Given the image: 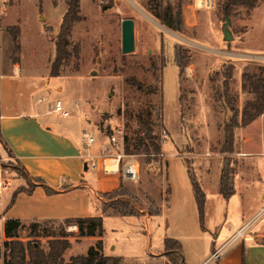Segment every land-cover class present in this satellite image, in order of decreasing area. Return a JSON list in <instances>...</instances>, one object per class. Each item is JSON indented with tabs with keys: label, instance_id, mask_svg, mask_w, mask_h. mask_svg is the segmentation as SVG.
Wrapping results in <instances>:
<instances>
[{
	"label": "rangeland",
	"instance_id": "rangeland-1",
	"mask_svg": "<svg viewBox=\"0 0 264 264\" xmlns=\"http://www.w3.org/2000/svg\"><path fill=\"white\" fill-rule=\"evenodd\" d=\"M156 1L162 3V14L157 12L161 16L171 18L174 15V19L179 16L181 23L178 30L172 29L161 16L155 15L148 6L149 0H80L82 19L73 24L69 36L71 43L79 45L78 58L71 57L60 68L61 74L50 77L48 84L46 78L49 77L50 62L55 52L53 39L59 30L65 1L2 0L0 3V17L3 14L0 24L4 22L19 27L20 48L14 54L16 56L18 53L21 68V74L17 77L8 68L4 51L0 52L1 99L24 98L32 101L44 95L47 99L42 105L47 107L48 102L51 104L56 97H60L58 99L68 105L65 108L69 115L65 119L73 121L74 117H79L81 121L76 122L77 132H81L83 139L86 138L84 134L94 138L89 143L90 149L102 140L108 150H105V156L123 152L125 144H129L134 152L140 117L149 120L153 132L160 138L161 155L148 157L145 153H135L139 178L137 181L123 180V184L138 198L135 203L137 209H141L138 219L105 215L108 217L104 226V240L107 248L112 244L115 246L114 252L124 256L125 260L121 258L120 264H164L175 256L166 255L164 249L157 251L165 223L172 228L171 232L176 229L186 235V253L195 260L200 256L199 246L208 252L213 245L216 248L224 240V214L232 216L236 212L240 192L233 195L227 204L213 186L202 187L206 199H209L204 223L207 230H204L199 225L196 208L191 211L181 202L182 199H194L185 171V160H193L198 181L202 175L208 177L210 182L214 181L216 166L219 165L218 150L224 118L213 98L217 83L212 79L214 72L223 65L233 64L230 94L235 95V104L241 109L246 101L254 97L250 76L257 75L259 67L264 64V0H257L253 8L240 3L232 4L229 10L226 9L225 0H214L212 9L200 7L195 0ZM110 3L109 8H101ZM225 10L230 20L227 27L231 33L230 40H225L222 33ZM125 18L134 21V49L130 52H124L121 44V21ZM179 19L176 22L179 23ZM176 48H181L185 57L188 56V64L180 79ZM132 80L150 84L155 89L161 87L162 92L139 89ZM49 116L61 118L56 114ZM263 122L264 116L251 122L246 129L254 132ZM113 134L121 138L122 144L112 143L109 137ZM98 151L95 149V152ZM239 152L232 157L237 159L238 166H242L238 162ZM0 159L10 165L16 174L17 179L10 189L12 191L22 182L18 178H23V175L17 169V161L3 146ZM245 173L248 174L242 180V188L246 187L247 192L245 199H254V167L248 168ZM247 178L250 181L248 184L245 183ZM83 192L48 201L17 199L13 210L7 211L6 215L17 212L20 216L28 217L38 214L41 207L60 205L66 208V214L82 216L91 212L93 201L89 199H95ZM102 193H97L101 201L115 199ZM122 199L128 200L116 197V200ZM167 199L174 201L166 216L159 220L161 223L158 226L155 222L158 218L154 219L149 211L162 210ZM175 207L183 208L179 213ZM257 216L231 248L242 241L246 243L258 225L264 222V209ZM55 221V227L60 225L69 234L70 247L73 248L71 253L85 254L86 243H80L82 240L77 239L75 226H65L63 219ZM30 222H25L19 229L18 235L23 241L33 239L29 237ZM214 235L217 239L212 243L210 240ZM1 238L0 223V245ZM37 239L40 246L47 250L48 238L40 236ZM2 252L1 246L0 254Z\"/></svg>",
	"mask_w": 264,
	"mask_h": 264
},
{
	"label": "crops",
	"instance_id": "crops-1",
	"mask_svg": "<svg viewBox=\"0 0 264 264\" xmlns=\"http://www.w3.org/2000/svg\"><path fill=\"white\" fill-rule=\"evenodd\" d=\"M2 15L0 17L1 20ZM7 26L9 25L4 22L0 24V52L4 51L6 63L7 66H9L8 68L12 69L13 74L19 77L21 74V68L18 53L16 55L17 60H12L11 55L13 53V43L10 35L5 30V27ZM50 77L51 76L46 78L48 81L47 84L49 83ZM46 99L47 96L43 95L41 98L32 101L24 98H15L4 101L1 99L0 86V151L2 145L5 144L24 173L23 178H18L22 182L16 185L8 195L9 206L7 211L9 212V210H13L17 199L37 198L42 201H48L51 199H64L71 197L72 194L76 192L84 191L83 193H87L95 199H89L90 201H93L91 204V212L82 216L97 215L100 213V205L102 202L100 198H98L97 193L109 191L117 187L121 175L117 174L119 172H105L103 170V157L107 154L104 153L105 150H107V147H104L105 144L102 140L95 148L90 149V144H85V139H83L81 132H77L76 122L81 121L79 117H74L73 121H67L65 117L49 112L50 103L48 102L47 107L42 105ZM63 105H65L64 108L68 106L64 102ZM52 114L59 115L61 118H52L49 116ZM262 116H264V113L256 119H260ZM247 126L241 128V138L238 149L240 150V160L238 162L239 164L242 163V166L239 165L237 167L234 177L236 191L233 195L240 192L241 199H237V209L232 216H227L226 213L224 214V240L216 248L213 245L208 252L205 248L199 246L198 253L200 256L198 260H195L191 258V254H188V252L186 253L184 245L186 235L176 229L171 232L172 228H168V223H165L166 228L164 227V230L161 233L162 242L157 251L161 250L162 252L164 249L163 239L165 237H170L177 239L181 243L183 264H202L211 256L215 249L224 244H226V247L221 252L220 256L210 264H242L243 262H245V264H264V222L258 225L246 243L242 241L231 248L232 245L243 236V231H241V235L239 236H235V232L242 226L244 227L243 230L250 226L258 217L257 214L264 209V204H261L264 201V122L258 125L254 132L247 130ZM95 149L98 152H95ZM100 150L103 151L100 152ZM106 152H108V150ZM92 164L94 166H92ZM89 166L91 169H89ZM253 167L254 181L256 182V185L254 186V199H245L247 192H245L246 187L244 189L242 188V180L244 177H248V174L246 175L245 171L248 168ZM218 173L219 165L216 166L213 182H210L209 178L206 176H200L202 187L204 188L205 185H210L217 189L218 192ZM186 175L188 177L187 171ZM38 179L44 181V183H41ZM28 181L34 185L31 192H18L14 198V203L12 202L13 204H10L14 190L20 186L27 187ZM245 183H250L248 178L245 179ZM44 186L56 190V193L46 194ZM230 198L225 199L227 204L232 200ZM216 200L219 201V199ZM173 201V199H167L166 205L163 206L161 214L154 216V219L158 218V220L155 221L158 226L161 223L159 220L166 216L165 214L170 210V205ZM208 201L209 199H205L204 220L202 225L199 222V225L202 226L204 230H207L204 223ZM181 202L184 203V205H187L191 211L196 208L198 214L195 198L182 199ZM183 207H175V209L180 213ZM65 210L66 208L64 206L50 205L45 206L44 208L41 207L38 214H32V216H20L17 212H14L11 215H7V218H18L21 223L24 224L27 221L34 220H61L68 217H79L76 216L77 214H66L64 212ZM107 217L108 216H103L104 230L101 236H83L77 237V239L82 240L80 243H86L84 248L86 251L89 246L94 245L97 240L101 239L103 254L118 256L122 258V260H125L124 256L114 252V245L111 244L109 248H107V244L104 240V226ZM131 217L137 218L136 216ZM141 217L142 216L139 218ZM3 226L4 223H1L2 238L0 247L6 239ZM75 228L77 230L76 226ZM216 235L211 238L210 241L212 243L216 242ZM70 237L74 236L70 235ZM106 248L109 251H107ZM71 250H73L72 247L66 249L63 257L69 258L70 256L76 255L71 253ZM83 252L84 251H80V253ZM154 252L155 251H151V253ZM152 259H156V257H153ZM0 260L1 264H3L1 258Z\"/></svg>",
	"mask_w": 264,
	"mask_h": 264
},
{
	"label": "trees",
	"instance_id": "trees-1",
	"mask_svg": "<svg viewBox=\"0 0 264 264\" xmlns=\"http://www.w3.org/2000/svg\"><path fill=\"white\" fill-rule=\"evenodd\" d=\"M66 9L62 15V19L59 25L58 33L55 35L54 41V58L50 63L49 76L55 77L61 74L60 68L71 57H77L79 53V45L71 43L69 38L72 26L74 23L82 19L80 14V0H64ZM245 4L251 8L257 5V0H225L226 9L229 10L232 4ZM110 4L102 5L103 10L109 8ZM150 9L162 14L161 1L149 0ZM152 10V11H153ZM228 12V11H227ZM159 15L161 16V14ZM157 17H160V16ZM162 19V17H160ZM179 19V16L176 17ZM174 19V15L166 22L172 29L178 30L179 23ZM163 20V19H162ZM5 30L9 33L13 43V53L11 59L16 61L15 52L19 51L20 45L18 42L19 27L7 26ZM71 47L68 49V46ZM264 47V46H263ZM188 64V56L185 57L181 48H176V65L179 71V79L184 67ZM234 66L232 63L223 65L219 70L214 72L212 78L217 83L214 87L213 98L217 105L220 107V111L223 114V120L221 123L222 137L219 142L218 153L219 158V173H218V193L224 198L229 199L236 191L235 188V172L238 166L237 159L232 155L238 152L241 138V128L247 126L256 118L264 113V64L259 67L257 75L250 76V88L254 93L252 100H248L244 103L240 109L235 104V95L230 94V82L232 80ZM132 83L137 88L151 91L153 93H161V87L153 88L150 84H143L139 81L132 80ZM161 83V75H160ZM160 112V111H159ZM138 130L135 136L134 152L129 148V144H125L123 148L124 154L145 153L148 157H157L161 155L160 138L153 132L151 123L147 118L140 117L138 119ZM1 138V136H0ZM125 142V139H124ZM11 154L10 150L5 144L2 145ZM12 155V154H11ZM13 156V155H12ZM186 171L190 180L194 198L196 201L199 222L202 225L204 219V204L206 194L202 189L200 180L198 181V174L193 165V160H185ZM19 173L24 177L23 170L17 165ZM123 178H120V182L117 187L103 192V196L108 198H115L110 202L102 201L100 207V214L91 216H79L68 217L63 219L65 226L74 225L77 227V237L83 236H101L103 233V216L105 215H119V216H136L138 217V211L135 203H137V197L132 194L130 189L123 184ZM41 183L44 181L38 179ZM34 185L28 184L27 187H17L13 194L10 204L14 201V198L18 192H31ZM46 194L56 193V190L44 186ZM116 197L128 199V200H116ZM134 199V201L132 200ZM148 199H150L148 197ZM151 201V200H150ZM152 202V201H151ZM161 208L154 211L150 210L149 214L152 216L160 215ZM55 219H46L42 222L31 221L29 223V237L33 238L28 241H23L19 238V229L23 226L18 218H8L4 222L3 231L6 239L2 243L3 252L0 254L3 264H120L121 258L118 256H109L102 253V240L99 239L94 245L87 248L85 254H77L70 256L68 260H65L63 254L66 249L70 248L71 243L68 239V233L64 227L58 225L54 226ZM45 237L47 239V250L40 246L38 237ZM163 247L166 255L171 256L164 264H183L182 263V246L181 243L174 238L165 237L163 239ZM242 264H245L243 262Z\"/></svg>",
	"mask_w": 264,
	"mask_h": 264
},
{
	"label": "built area",
	"instance_id": "built-area-1",
	"mask_svg": "<svg viewBox=\"0 0 264 264\" xmlns=\"http://www.w3.org/2000/svg\"><path fill=\"white\" fill-rule=\"evenodd\" d=\"M198 2L199 6L205 7L207 9L214 8V0H195V3ZM2 3V0H0ZM49 112L59 114L63 117L68 116L69 112L64 108L63 102L61 99H54L49 105ZM85 144L88 145L93 141L91 135H86ZM110 140L116 145L122 144L121 138L119 136L111 135ZM240 154V153H238ZM114 159L115 166L109 169L110 164L108 160ZM92 166H94L92 164ZM103 170L105 172H120L121 177L125 180L137 181L139 178L138 171V162L135 154H124L123 152H116L115 156H104L103 157ZM16 174L14 173L12 167L7 165L2 159H0V223H4L7 218V208L9 206L8 195L9 191L16 180ZM243 226L235 232V236L241 235L243 231ZM226 247V244L221 245L219 248L215 249L211 256L205 260L202 264H210L213 260L217 259L221 252Z\"/></svg>",
	"mask_w": 264,
	"mask_h": 264
},
{
	"label": "water",
	"instance_id": "water-1",
	"mask_svg": "<svg viewBox=\"0 0 264 264\" xmlns=\"http://www.w3.org/2000/svg\"><path fill=\"white\" fill-rule=\"evenodd\" d=\"M229 17L227 11H224V22L222 24V33L225 40L231 39V33L228 30ZM121 44L124 52H130L134 49V21L132 18H125L121 21ZM86 169V166H85Z\"/></svg>",
	"mask_w": 264,
	"mask_h": 264
},
{
	"label": "flooded vegetation",
	"instance_id": "flooded-vegetation-1",
	"mask_svg": "<svg viewBox=\"0 0 264 264\" xmlns=\"http://www.w3.org/2000/svg\"><path fill=\"white\" fill-rule=\"evenodd\" d=\"M153 11L155 12V10H153ZM155 15L158 16L159 13L155 12ZM159 16H160V15H159ZM161 17H162V19H163L164 22H166L168 19H170V17H169L168 15H167V16H166V15H162Z\"/></svg>",
	"mask_w": 264,
	"mask_h": 264
},
{
	"label": "bare ground",
	"instance_id": "bare-ground-1",
	"mask_svg": "<svg viewBox=\"0 0 264 264\" xmlns=\"http://www.w3.org/2000/svg\"><path fill=\"white\" fill-rule=\"evenodd\" d=\"M108 163L110 164L109 169H111V168H113L115 166V160L114 159L108 160Z\"/></svg>",
	"mask_w": 264,
	"mask_h": 264
}]
</instances>
